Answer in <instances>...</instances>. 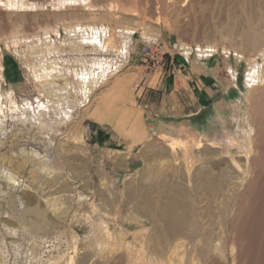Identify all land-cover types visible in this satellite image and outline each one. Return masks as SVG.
Wrapping results in <instances>:
<instances>
[{"label":"rangeland","instance_id":"rangeland-1","mask_svg":"<svg viewBox=\"0 0 264 264\" xmlns=\"http://www.w3.org/2000/svg\"><path fill=\"white\" fill-rule=\"evenodd\" d=\"M249 1L0 0V264H264V158L245 149L264 128L247 81L264 71V0ZM203 166L231 169L236 195L198 188ZM172 194L192 228L166 236L139 199Z\"/></svg>","mask_w":264,"mask_h":264},{"label":"bare ground","instance_id":"bare-ground-1","mask_svg":"<svg viewBox=\"0 0 264 264\" xmlns=\"http://www.w3.org/2000/svg\"><path fill=\"white\" fill-rule=\"evenodd\" d=\"M163 1V0H162ZM249 1V0H248ZM250 2V1H249ZM251 3V2H250ZM239 7V6H238ZM250 6H247V8H249ZM244 9V8H243ZM246 9V8H245ZM242 10V9H241ZM240 10V11H241ZM247 10V9H246ZM248 10H251V7H250V9H248ZM247 10V11H248ZM245 12V11H244ZM244 12H242L241 13V15H243V13ZM249 12V13H248ZM247 12V14H244V15H246V16H249V17H252V15H251V13H250V11H248ZM253 14V13H252ZM243 15V16H244ZM254 15V14H253ZM242 16V17H243ZM246 16H244V18L246 17ZM239 27V26H238ZM237 27V28H238ZM136 28L137 29H141V30H145V29H147V28H144V26H141V25H139V24H137V26H136ZM252 64V63H251ZM253 66H255V64L254 65H252V67ZM250 68V71H249V73H248V76H249V80H247L248 81V87H249V89L250 90H253V91H258V90H262V89H264V71L263 72H261V73H257L256 71H255V69H254V67L253 68ZM253 69V70H252ZM1 95V94H0ZM13 108H14V105L12 106ZM12 109V108H11ZM1 112L3 113V107H2V103H1V101H0V114H1ZM246 137V141H247V145H245V149H246V151H247V156H249V159H248V161L249 160H251V161H256V162H259L262 158H264V128H259V130H258V132H257V134H256V132L254 133V135L252 136V134H248L247 136H245ZM1 156H2V159L3 158H8V159H6V160H8L9 162H10V160H9V156L7 155V154H5V155H7V156H3V154H0ZM1 156H0V158H1ZM231 158H232V160H233V156L231 155ZM4 160V159H3ZM14 161V160H13ZM5 162V161H4ZM3 162V163H4ZM15 162V161H14ZM17 162V161H16ZM250 162V161H249ZM12 163V162H11ZM225 162L222 160V161H220L219 162V165H221V164H224ZM5 164V163H4ZM16 164H18V165H16V167H17V169H18V171H16V173H17V176H12V178H15V179H17V178H25V177H27V178H30V177H33V175H32V173H33V171L32 170H27L28 169V165L26 164V162H25V159L24 160H21V162L19 163H16ZM246 166V168H248V165L246 164L245 165ZM211 167V166H210ZM214 167H218V164H215V166ZM209 168H207L206 166H203V168L202 169H199V176L200 177H202V178H205V182H203L201 179L202 178H200L198 181H197V183H195V185L198 187V188H202V189H205V190H211V189H215L216 191H217V194H219V193H221V192H226V194H229V195H226V196H228L229 197V199H231L232 197H233V195H236V193H234L235 192V190L234 189H236L237 188V183H239V181H238V177H237V175H235L234 174V172L233 171H231V169L230 170H220L217 174H215V175H213V176H210L211 178H213V179H211V178H209V179H207V176L208 175H206L207 174V170H208ZM14 170V169H13ZM256 169L254 168L253 169V172H254V175H253V179L254 178H261V176H262V172H261V170L260 171H255ZM229 171H230V173H229ZM11 172V171H10ZM14 172V171H13ZM209 172V171H208ZM228 172V173H227ZM12 173V172H11ZM257 173V174H256ZM263 173H264V171H263ZM8 174V173H7ZM10 174V173H9ZM36 174V173H35ZM198 174V173H197ZM14 175H15V172H14ZM28 175V176H27ZM11 176V175H10ZM5 177H6V175H5ZM7 177H8V175H7ZM84 177H85V175H84ZM36 178V177H35ZM40 178V177H39ZM9 179H10V177H9ZM229 179L231 180L230 182H229ZM234 180V181H233ZM252 180V179H251ZM250 180V181H251ZM261 180V179H260ZM17 181H18V179H17ZM206 181H208V184H207V182ZM249 181V182H250ZM31 182V181H30ZM259 182V181H258ZM17 183V182H16ZM263 183H264V181H263ZM67 184H68V182H65V181H63V182H61V185H60V187L59 188H61V190H59V191H55V193H60V195L59 196H56V197H62L63 198V200L65 201V203L67 204V208L69 209V207H70V205H71V201L69 202V197H70V199H72L71 197H73V195L74 194H72V192H73V190H74V188L76 187V186H73L72 187V185L71 184H68V186H67ZM228 184H230V187H229V189H227V188H225L224 186H228ZM232 184V185H231ZM256 184V183H255ZM254 184V185H255ZM31 185V184H30ZM224 185V186H223ZM248 185V184H247ZM251 185H253V183L251 184ZM251 185L249 184V188L251 187ZM261 188V187H260ZM256 189H258V188H256ZM50 190V189H49ZM252 189H250V191H251ZM254 190V189H253ZM252 190V191H253ZM52 192V191H51ZM48 193V192H47ZM252 193V192H251ZM251 193H249V194H251ZM255 193V192H254ZM51 194V193H50ZM248 194V193H247ZM249 194H248V196H249ZM173 195V194H172ZM45 196V195H44ZM247 196V197H248ZM251 196V195H250ZM42 197V196H41ZM144 197V198H143ZM142 197V199H139V201H140V203L142 204L141 206H140V210H141V212H143V214H146V212L148 213V212H153V216L158 220V221H160V222H162V223H164L165 225V229H164V235H166V236H169L170 235V233L172 232V231H174V230H176V229H178V230H184V229H191L192 227H185V228H182L185 224H187V225H189V226H192V214H191V210H189V206H188V209H187V211L185 210L186 209V206H185V203H184V198H182L183 200H180L179 199V197H178V195H173V198H172V196L171 197H166V198H162L163 200H161V201H157L156 203H148V202H150V201H147V199L145 198L146 196H143ZM253 197V196H252ZM61 198V199H62ZM56 199V198H55ZM246 199V198H245ZM252 199L250 198V200H248V202L249 201H251ZM40 201V200H39ZM51 201V200H50ZM246 202H247V200H245ZM245 202V203H246ZM149 204V206L150 207H146V205H148ZM243 204H244V202H243ZM247 204V203H246ZM245 205V204H244ZM250 205V204H249ZM150 208V209H149ZM247 208H248V204H247ZM38 209V208H37ZM139 209V208H138ZM191 209V208H190ZM242 209H243V207H242ZM26 210V209H25ZM244 210V209H243ZM30 211V210H29ZM140 212V211H139ZM141 212H140V214H141ZM113 213V212H112ZM40 214V213H39ZM145 216V215H144ZM237 238H238V235L236 234L235 236H233L232 237V239L236 242V240H237ZM204 240H206L207 242H208V244H209V247H206V253H210L211 255H212V253H211V251L213 250V248L214 249H218V247H217V243H216V240H212V237H211V235H209L208 237H206V238H204ZM220 243V242H219ZM218 243V244H219ZM236 245H237V242H236ZM236 245H235V243L234 242H232L231 243V246H233V249L236 247ZM241 246V245H240ZM210 247H213L212 248V250H209V248ZM237 247L238 248H236V252H237V250L239 249V251L241 252V249L239 248V246L237 245ZM242 248V247H241ZM178 249V248H177ZM219 251L218 252H220V254L217 252V254H219L220 256H219V260L221 261V259H224V254L222 253V249L220 250V249H218ZM233 251V250H232ZM216 253V252H215ZM216 254V255H217ZM234 254V253H233ZM236 254V253H235ZM181 257H183V256H181ZM169 258V257H168ZM215 258V257H214ZM213 258V259H214ZM234 258H236V256H234ZM143 259V258H142ZM218 259V258H217ZM152 262V261H151ZM156 262H159V261H156ZM162 262V261H161ZM168 262V261H167ZM180 262V261H179ZM165 263V262H164ZM157 264V263H156ZM161 264V263H160ZM163 264V263H162ZM180 264H181V262H180ZM197 264V263H196ZM218 264V263H217Z\"/></svg>","mask_w":264,"mask_h":264},{"label":"crops","instance_id":"crops-1","mask_svg":"<svg viewBox=\"0 0 264 264\" xmlns=\"http://www.w3.org/2000/svg\"><path fill=\"white\" fill-rule=\"evenodd\" d=\"M123 77L122 75L119 77V79L115 80L113 83V89L111 91V95L116 96V98L118 100H122L123 98H125L127 91V86H124V83H122ZM109 89V90H111ZM121 97H120V96ZM100 109H98L97 112H99ZM141 123V122H140ZM141 125V124H140ZM139 125V121L135 122V125L133 127L132 130H129V133L134 136L135 140L133 141H137V140H141L144 137V129L142 130V128ZM128 134V133H127ZM128 134V135H130Z\"/></svg>","mask_w":264,"mask_h":264}]
</instances>
